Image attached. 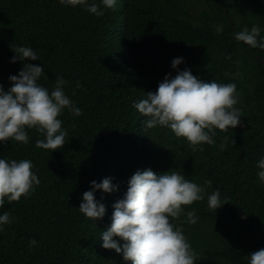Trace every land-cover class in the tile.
<instances>
[{"label":"trees","instance_id":"16d2710c","mask_svg":"<svg viewBox=\"0 0 264 264\" xmlns=\"http://www.w3.org/2000/svg\"><path fill=\"white\" fill-rule=\"evenodd\" d=\"M254 24L264 30V0H117L100 17L60 0H0V86L7 90L24 63L41 66L47 79L39 83L51 90L62 76L65 93L82 109L79 117L67 110L59 117L67 136L56 151L37 148L43 137L35 130H28V144H0V156L31 160L40 180L27 198L0 208L12 219L0 232V264H126L122 254L100 246V232L130 177L145 169L177 170L202 186L210 181L208 193L219 190L226 204L216 212L205 197L186 208L196 210V224L176 221L199 253L197 264H247L264 248V184L256 167L264 156V50L249 51L233 32ZM17 46L32 47L40 59L11 63ZM177 57L183 62L173 69ZM185 68L204 82H235L241 94L240 123L215 130L203 152L167 128L147 129L132 108ZM237 70L242 78L233 81ZM104 178L117 190L96 191L105 214L91 223L78 210L81 197L91 181ZM30 239L37 241L31 249Z\"/></svg>","mask_w":264,"mask_h":264},{"label":"clouds","instance_id":"9594fccd","mask_svg":"<svg viewBox=\"0 0 264 264\" xmlns=\"http://www.w3.org/2000/svg\"><path fill=\"white\" fill-rule=\"evenodd\" d=\"M65 6L83 7L89 14L104 15V9H115L117 0H60ZM103 6V7H101ZM217 35L223 25H214ZM258 25L247 26L235 32L234 40L251 48L264 50V35ZM17 60L37 61L39 56L30 46L11 47ZM227 59H231L228 57ZM182 57L174 58L171 67L177 69ZM235 64L240 66V61ZM233 81L242 78L237 70L231 74ZM43 76L41 66L24 63L17 75L9 76L11 86L4 90L0 86V144L14 141L29 143L28 130H35L43 139L35 146L51 152L65 144L67 129L59 118L65 110L75 117L82 109L65 93L67 81L62 76L55 78L51 90L39 83ZM74 95V93H73ZM240 93L235 82H204L193 76L185 68L175 77L165 76L155 92H148L139 101L132 103L142 117L147 129L164 127L182 138L193 152H203V145L214 144L215 130L225 132L238 126L243 115L238 107ZM224 145L220 148L223 150ZM257 177L264 184V156L257 162ZM29 159H7L0 156V208L4 204L27 198L39 185L37 172ZM211 182L204 185L187 179L181 172L170 170L156 174L150 169L137 170L127 182V190L122 199L113 204L109 227L100 232L101 247L122 254L126 264H197L199 253L191 246L180 224L194 225L199 216L189 206L207 197V206L216 212L223 206L219 190L206 191ZM117 190L110 178L99 183L90 182V190L85 191L79 204V212L91 223L102 219L104 205L95 199L96 191L111 193ZM183 217L184 219H181ZM12 223L8 212L0 214V232ZM114 237L123 243H118ZM37 244L28 241L31 249ZM247 264H264V248L247 257Z\"/></svg>","mask_w":264,"mask_h":264},{"label":"water","instance_id":"95a60500","mask_svg":"<svg viewBox=\"0 0 264 264\" xmlns=\"http://www.w3.org/2000/svg\"><path fill=\"white\" fill-rule=\"evenodd\" d=\"M221 5V7H222V4H220ZM223 13H224V15L226 16L227 15V13H226V11L223 9ZM227 21H228V24L230 25V26H232V23H231V21L229 20V19H227ZM233 32H234V34H235V30H233ZM247 48H248V50L249 51H251V48H250V46H247V45H245ZM255 57V56H254ZM255 59L256 60H258V58L257 57H255Z\"/></svg>","mask_w":264,"mask_h":264},{"label":"rangeland","instance_id":"374dc122","mask_svg":"<svg viewBox=\"0 0 264 264\" xmlns=\"http://www.w3.org/2000/svg\"><path fill=\"white\" fill-rule=\"evenodd\" d=\"M235 198H236L237 200L239 199L237 195H235Z\"/></svg>","mask_w":264,"mask_h":264}]
</instances>
